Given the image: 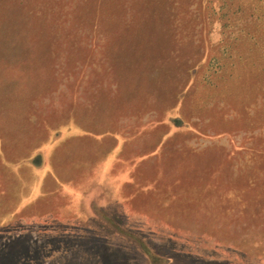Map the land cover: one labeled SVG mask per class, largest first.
Returning a JSON list of instances; mask_svg holds the SVG:
<instances>
[{"label": "rangeland", "instance_id": "rangeland-1", "mask_svg": "<svg viewBox=\"0 0 264 264\" xmlns=\"http://www.w3.org/2000/svg\"><path fill=\"white\" fill-rule=\"evenodd\" d=\"M2 159L0 264H264V0H0Z\"/></svg>", "mask_w": 264, "mask_h": 264}, {"label": "trees", "instance_id": "trees-1", "mask_svg": "<svg viewBox=\"0 0 264 264\" xmlns=\"http://www.w3.org/2000/svg\"><path fill=\"white\" fill-rule=\"evenodd\" d=\"M58 135H59V133H57L56 134V136L58 137ZM60 137V136H59ZM58 137V138H59ZM50 138V142H51V140L52 139H55V141L58 139V138H52V136H50L49 137ZM38 155H40V154H38ZM38 155H36V157L37 158H33L34 160H30V162H31V164H33V165H35V163H37V164H39L38 163ZM41 158H42V156H40ZM9 161H6V160H4V159H2V160H0V168H1V166L5 169V167L7 168L8 166L6 165L7 163H8ZM10 163V162H9ZM2 168V169H3Z\"/></svg>", "mask_w": 264, "mask_h": 264}]
</instances>
